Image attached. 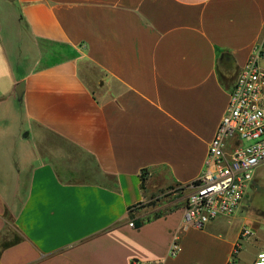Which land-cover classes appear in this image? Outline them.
<instances>
[{"label":"crops","instance_id":"obj_1","mask_svg":"<svg viewBox=\"0 0 264 264\" xmlns=\"http://www.w3.org/2000/svg\"><path fill=\"white\" fill-rule=\"evenodd\" d=\"M263 23L264 0H0V264H230L244 227L254 264L261 167L203 228L161 199L203 173Z\"/></svg>","mask_w":264,"mask_h":264},{"label":"built area","instance_id":"obj_2","mask_svg":"<svg viewBox=\"0 0 264 264\" xmlns=\"http://www.w3.org/2000/svg\"><path fill=\"white\" fill-rule=\"evenodd\" d=\"M264 166V23L263 34L241 69L227 112L210 143L203 173L193 183L171 191L187 195L184 229L203 228L216 219L234 216L250 190L256 171ZM135 227V220L130 222ZM254 236L244 227L230 264L237 262L243 243ZM180 236L170 256L180 252ZM254 264H264V252Z\"/></svg>","mask_w":264,"mask_h":264},{"label":"rangeland","instance_id":"obj_3","mask_svg":"<svg viewBox=\"0 0 264 264\" xmlns=\"http://www.w3.org/2000/svg\"><path fill=\"white\" fill-rule=\"evenodd\" d=\"M260 172H261V179H260V183H259V186L261 187V192H260V194H259V197H258V200H257V203H258V205H260L261 206V210L264 212V166H262L261 168H260ZM172 192L171 191H169V193H167L164 197H163V199H161L160 201L161 202H164V201H168V197L169 196H172ZM264 215V214H263Z\"/></svg>","mask_w":264,"mask_h":264},{"label":"trees","instance_id":"obj_4","mask_svg":"<svg viewBox=\"0 0 264 264\" xmlns=\"http://www.w3.org/2000/svg\"><path fill=\"white\" fill-rule=\"evenodd\" d=\"M144 176H145V174H144ZM145 182V181H144Z\"/></svg>","mask_w":264,"mask_h":264}]
</instances>
